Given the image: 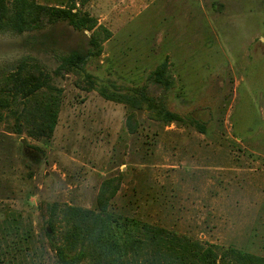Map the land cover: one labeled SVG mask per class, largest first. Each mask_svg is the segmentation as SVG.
<instances>
[{
    "label": "rangeland",
    "instance_id": "obj_1",
    "mask_svg": "<svg viewBox=\"0 0 264 264\" xmlns=\"http://www.w3.org/2000/svg\"><path fill=\"white\" fill-rule=\"evenodd\" d=\"M76 8L103 25L101 52L84 64L92 89L74 72L53 74L61 55L90 48V30L65 21L0 30V79L28 57L63 90L49 141L0 121V264H62L69 225L60 209L95 208L110 178L119 183L107 202L115 212L212 245L221 264H236L232 250L264 258V0H89ZM164 61L173 76L166 90L149 76ZM98 86L144 88L179 118L153 119Z\"/></svg>",
    "mask_w": 264,
    "mask_h": 264
},
{
    "label": "trees",
    "instance_id": "obj_2",
    "mask_svg": "<svg viewBox=\"0 0 264 264\" xmlns=\"http://www.w3.org/2000/svg\"><path fill=\"white\" fill-rule=\"evenodd\" d=\"M87 1L68 0L61 7L41 4L37 0H0V30L21 34L58 21H65L75 29L90 30V48L86 52L72 50L61 55L53 74L74 72L88 84V89H92L96 84L95 77L86 71L84 64L87 57L101 52L99 40L102 39L103 25H97L94 16L76 8V3L84 5ZM149 76L165 90L173 84V76L168 73L165 61ZM50 79L43 65L28 57L21 58L11 71L1 76L0 121L8 123L16 134L24 132L34 140L49 141L57 124L63 91ZM96 89L105 98L125 103L132 110H148L153 119L168 123L179 118L177 113L167 110L162 100L148 94L144 88L134 90V94L106 92L101 86ZM133 113L126 118L130 132L136 131ZM118 184L116 178L102 182L95 208L65 205L60 209L66 225H69L63 231L64 242L57 251L62 264H221L218 251L212 245L110 209L107 202L117 192ZM224 257L222 255L223 261ZM229 257L236 264H264L263 257L236 250H232Z\"/></svg>",
    "mask_w": 264,
    "mask_h": 264
},
{
    "label": "crops",
    "instance_id": "obj_3",
    "mask_svg": "<svg viewBox=\"0 0 264 264\" xmlns=\"http://www.w3.org/2000/svg\"><path fill=\"white\" fill-rule=\"evenodd\" d=\"M37 2L41 4H47V5H54V6H65L68 2V0H37ZM87 8L93 7L92 2L88 3ZM79 5V3H76V6ZM88 10V9H87Z\"/></svg>",
    "mask_w": 264,
    "mask_h": 264
}]
</instances>
